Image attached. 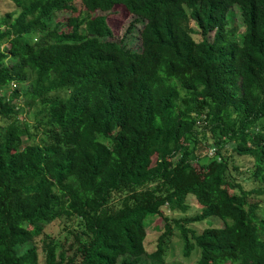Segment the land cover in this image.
<instances>
[{
    "label": "trees",
    "instance_id": "obj_1",
    "mask_svg": "<svg viewBox=\"0 0 264 264\" xmlns=\"http://www.w3.org/2000/svg\"><path fill=\"white\" fill-rule=\"evenodd\" d=\"M9 1L18 13L0 22V264H39L33 241L62 218L77 224L72 242L57 253L46 235L45 264H165L174 231L197 264H264V0ZM77 4L98 15L80 18ZM117 6L134 17L126 35L142 25L137 51L111 40ZM62 11L74 15L56 20ZM27 83L47 115L44 144L20 120L19 90L8 92ZM227 145L251 158L256 187L231 174ZM189 198L200 214H163L187 213Z\"/></svg>",
    "mask_w": 264,
    "mask_h": 264
},
{
    "label": "rangeland",
    "instance_id": "obj_2",
    "mask_svg": "<svg viewBox=\"0 0 264 264\" xmlns=\"http://www.w3.org/2000/svg\"><path fill=\"white\" fill-rule=\"evenodd\" d=\"M6 13H18V10L13 7L12 3L9 0H0V22L5 17ZM80 15V18H85L87 16H96L98 13L89 14L87 13L84 8L77 4V13L75 15ZM70 11H62L56 14V20L58 21H65L69 16H72ZM133 16L123 7L117 6L111 12L107 13L108 23L112 30V41H119L123 36L125 37L127 47L137 51L140 47L139 42V31L142 27L141 24H136L135 28L133 29L132 33L126 35L125 32L129 27L130 23L133 20ZM39 34L34 33L28 39L35 43L36 40L39 38ZM196 41H199L198 37H195ZM13 89H18L19 97L16 99V106H18L22 110V114L20 115V120L25 122L28 126L30 132L32 134H37L35 140L38 143L44 144L45 143V132L47 131L46 123V113L44 112V107L40 102L32 101L31 97L26 93L30 91V85L27 83L23 86L18 85H11L8 89L9 93ZM5 125L0 118V126ZM35 129H38L36 132ZM223 153L229 156L230 159V172L236 178L240 184L243 185L244 189L250 190L257 186L256 183L252 181L250 169L252 167V160L247 156H238L234 153L231 149L230 145H227L226 150ZM258 199L262 198H253L252 201H257ZM189 203V210L187 213L172 212L167 208L163 209V214L166 215L169 219H179L181 217H190L194 216L195 214H200L202 208L200 205L197 204L194 198L188 199ZM76 222L73 219H57L52 223L46 224L42 226V232L35 237L33 241V245L37 249L38 254V262L39 264H45V253L43 251V244L46 241V235L52 237L57 247V253L60 251L69 249V245L72 242V237L68 233L76 229ZM162 226L163 220L156 219L155 221L151 222V224L147 228V237L145 239V248L147 253H153L156 248V242L158 236L162 233ZM204 226H209V224L202 223L200 225H196V229L201 231ZM214 227L222 226V223L218 220H214L213 222ZM183 245L180 235L177 231H174L173 236L170 238L168 248L166 250V254L164 257L165 264H197L198 256L197 254H192L190 257L185 258L182 253ZM144 264H150L149 259L144 258Z\"/></svg>",
    "mask_w": 264,
    "mask_h": 264
}]
</instances>
